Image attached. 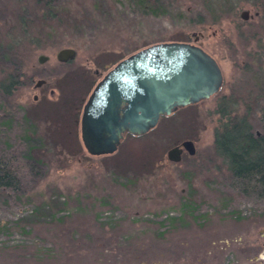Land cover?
I'll list each match as a JSON object with an SVG mask.
<instances>
[{"label": "rangeland", "instance_id": "374dc122", "mask_svg": "<svg viewBox=\"0 0 264 264\" xmlns=\"http://www.w3.org/2000/svg\"><path fill=\"white\" fill-rule=\"evenodd\" d=\"M251 2L212 19L203 0H158V14L137 0H0V107L13 105L17 119L0 133V151L24 113L38 160L18 191L0 192V264H245L238 242L264 243V200L239 191L212 134L222 96L261 130L264 0ZM165 42L206 52L220 69L219 89L141 135L125 134L112 154H88L79 116L93 86L121 58ZM61 48L74 57L57 61ZM183 140L194 153L167 160ZM186 198L192 213L181 210Z\"/></svg>", "mask_w": 264, "mask_h": 264}, {"label": "water", "instance_id": "95a60500", "mask_svg": "<svg viewBox=\"0 0 264 264\" xmlns=\"http://www.w3.org/2000/svg\"><path fill=\"white\" fill-rule=\"evenodd\" d=\"M74 54L61 48L55 59L65 62ZM220 84L217 64L197 46L165 42L141 48L118 60L91 89L79 116L82 146L93 156L112 154L125 134L147 132L159 116L209 98ZM182 150L192 155V142L169 148L166 159L179 161Z\"/></svg>", "mask_w": 264, "mask_h": 264}, {"label": "trees", "instance_id": "16d2710c", "mask_svg": "<svg viewBox=\"0 0 264 264\" xmlns=\"http://www.w3.org/2000/svg\"><path fill=\"white\" fill-rule=\"evenodd\" d=\"M47 1L50 3L56 0ZM215 1L217 2L215 5H210L208 1L203 0L205 9L212 19L215 18L217 11L233 10L240 0H234L232 6L227 2L228 0ZM251 1V5L261 6L259 0ZM137 5L147 6L153 14L159 13L158 0H137ZM1 87L5 91L10 90L9 85L4 83H1ZM259 97L263 102L257 116L261 127L259 132L252 131L246 109L239 111L237 105L224 96L218 99L215 111L219 118L218 124L213 129L212 146L215 154L222 159L239 191L264 200V88H259ZM16 108L20 109V106ZM0 109V133H7L16 125V115L12 112L14 106L6 104ZM20 119L23 125L16 137L12 138L11 144L7 145L9 150L0 151L1 193L18 191L25 171L28 168L32 170L33 164H37L38 161L31 156L37 141L33 138L34 128L24 113H21ZM180 205L182 212L183 210L191 213L194 211V202L189 198L184 199ZM165 221L171 222V217H166L159 224Z\"/></svg>", "mask_w": 264, "mask_h": 264}, {"label": "flooded vegetation", "instance_id": "af4514ba", "mask_svg": "<svg viewBox=\"0 0 264 264\" xmlns=\"http://www.w3.org/2000/svg\"><path fill=\"white\" fill-rule=\"evenodd\" d=\"M258 231V230H257ZM257 234L264 239V227H262ZM240 240V239H239ZM251 244V240L242 239L238 243L243 244V259L246 261L245 264H255L253 261H261L260 264H264V243L263 242H254Z\"/></svg>", "mask_w": 264, "mask_h": 264}]
</instances>
